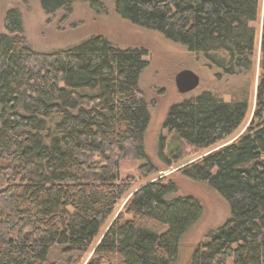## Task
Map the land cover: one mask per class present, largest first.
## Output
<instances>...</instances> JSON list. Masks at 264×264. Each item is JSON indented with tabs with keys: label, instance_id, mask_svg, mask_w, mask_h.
<instances>
[{
	"label": "trees",
	"instance_id": "1",
	"mask_svg": "<svg viewBox=\"0 0 264 264\" xmlns=\"http://www.w3.org/2000/svg\"><path fill=\"white\" fill-rule=\"evenodd\" d=\"M76 1L37 0L45 15L68 13ZM112 2L120 18L203 56L220 74L249 75V86L258 46L248 127L219 144L241 125L248 94L239 90L225 101L205 89L168 109L162 127L175 133L177 145L161 158L168 165L188 147L217 146L178 169L229 208L186 264H264V0ZM4 29L0 264H177L184 235L203 214L201 202L176 194L166 177L129 191L133 179L118 172L123 159H144L143 175L155 171L144 146L150 113L139 87L146 51L95 35L37 52L16 8L6 12Z\"/></svg>",
	"mask_w": 264,
	"mask_h": 264
},
{
	"label": "rangeland",
	"instance_id": "2",
	"mask_svg": "<svg viewBox=\"0 0 264 264\" xmlns=\"http://www.w3.org/2000/svg\"><path fill=\"white\" fill-rule=\"evenodd\" d=\"M12 8L18 9L21 14L26 43L37 52L46 53L65 49L95 35L105 37L121 49L141 48L146 51L144 59L147 65L140 75L139 87L150 113L144 146L155 171L143 175L139 172V167L146 162L144 159H123L119 162L118 172L122 178L133 179L129 191H133L145 182L166 177L177 184L176 194L192 196L201 202L203 206L201 218L182 239L180 259L177 264H186L194 247L204 240L207 232L222 225L228 219L229 208L206 183L191 181L178 172L180 167L208 154L216 145L204 149L188 147L187 154L177 157L167 165L166 159L161 158V153L165 158H169L167 152L173 150L177 143L175 133L164 129L162 123L170 106L193 97L205 89L211 90L216 95L219 94L225 101L234 99L241 90L242 93L248 94L246 116L239 128L219 144H228L238 137L248 127L253 117L258 74V46H256V62L250 75L249 86L247 81L249 75L220 74L216 68L206 64L203 56L193 54L184 46L170 42L159 32L133 25L120 18L114 10L112 0H77L72 4L70 12L57 11L52 15H45L37 0H0V34L5 32V14ZM253 25L258 29L260 18ZM186 70L195 73L199 77V82L192 91L180 94L175 85V78ZM262 116L264 118V112ZM162 140L165 149L161 147ZM130 195L131 192L120 202L117 212L121 210Z\"/></svg>",
	"mask_w": 264,
	"mask_h": 264
},
{
	"label": "water",
	"instance_id": "3",
	"mask_svg": "<svg viewBox=\"0 0 264 264\" xmlns=\"http://www.w3.org/2000/svg\"><path fill=\"white\" fill-rule=\"evenodd\" d=\"M199 77L192 71L186 70L175 78V85L180 94L188 93L197 87Z\"/></svg>",
	"mask_w": 264,
	"mask_h": 264
}]
</instances>
